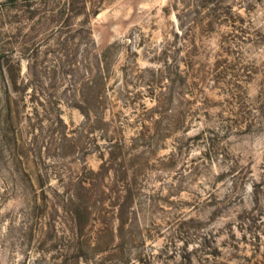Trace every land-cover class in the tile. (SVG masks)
Here are the masks:
<instances>
[{
    "label": "rangeland",
    "instance_id": "rangeland-1",
    "mask_svg": "<svg viewBox=\"0 0 264 264\" xmlns=\"http://www.w3.org/2000/svg\"><path fill=\"white\" fill-rule=\"evenodd\" d=\"M0 58V264H264V0H0Z\"/></svg>",
    "mask_w": 264,
    "mask_h": 264
},
{
    "label": "trees",
    "instance_id": "trees-1",
    "mask_svg": "<svg viewBox=\"0 0 264 264\" xmlns=\"http://www.w3.org/2000/svg\"><path fill=\"white\" fill-rule=\"evenodd\" d=\"M8 61H7V63H8ZM16 73H17V71L12 73L13 80H15V74ZM9 121H10L9 127L11 129L13 127L12 113L9 114L8 122ZM9 127L6 124V132H7L6 137L8 138L9 145L11 143H13L12 144L13 146L11 147V148H13V151H16V148H17V140H16L17 134L15 133L11 137L10 136V132L11 131H10ZM85 183L86 182L84 180L80 183L82 189H84V190L87 189L86 186L84 185ZM73 197H75V199H76L75 202L71 199V204H73L74 206L71 205V208L68 209L69 210L68 212H69V214H71L73 222H74V232H73L72 238H73V241L78 242V245L76 246V249L77 250L80 249L81 253H83V251L85 249L84 238H87L88 234H86V232H85V228L83 226V221L81 219H82L83 216H86L87 214H91V213H89V207L88 206L84 207V200L82 199V197H80V193L75 194ZM132 199L133 198H132L131 195H129V197L127 196V202L128 203H130V201ZM76 257L81 258L80 254L79 255L76 254Z\"/></svg>",
    "mask_w": 264,
    "mask_h": 264
}]
</instances>
